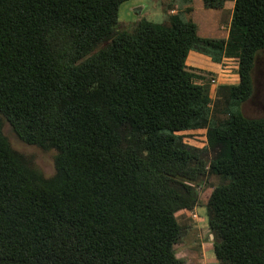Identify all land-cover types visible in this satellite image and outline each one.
Returning <instances> with one entry per match:
<instances>
[{"label":"trees","instance_id":"trees-1","mask_svg":"<svg viewBox=\"0 0 264 264\" xmlns=\"http://www.w3.org/2000/svg\"><path fill=\"white\" fill-rule=\"evenodd\" d=\"M123 1L0 0V114L22 141L57 151L46 181L0 127V264H185L175 213L196 206L206 159L223 178L206 202L216 258L264 264V116L231 108L214 121L185 63L191 50L235 58L230 102L250 97L264 0H233L226 38L179 13L118 31ZM199 128L206 146L183 141Z\"/></svg>","mask_w":264,"mask_h":264},{"label":"rangeland","instance_id":"rangeland-1","mask_svg":"<svg viewBox=\"0 0 264 264\" xmlns=\"http://www.w3.org/2000/svg\"><path fill=\"white\" fill-rule=\"evenodd\" d=\"M230 3H233V5L231 6ZM226 5L227 8L223 10V12H218L215 16L217 17V20L215 19V21H218L217 27L220 32L226 31L230 24V10L228 9L230 8L233 10L234 1L230 0L226 2ZM199 7L200 5L197 0L189 3L183 2L182 0H125L121 2L118 7L117 30L131 31L135 28L136 24L143 19L152 22H167L170 16L178 11L184 18L190 19L187 15H192L193 18L196 17L198 19L199 16L197 15V12ZM201 18L202 17L199 19L201 20ZM203 18V25L208 24L207 17ZM210 19L212 20L210 22L212 28H215L217 23L213 20L214 16H210ZM204 27H207V25ZM191 54L193 55V53ZM193 56L194 57L187 55L185 63L189 70L202 77L198 82L203 83L208 87L209 96L207 107L210 111V117L214 121L226 119L231 108H238L246 117L264 116V50L258 52L252 66V94L246 100L238 104L230 102L226 88V86L236 84L239 81L237 60L235 58L225 57L218 62L217 67L214 69L207 63L206 65L203 64L197 57H195V55ZM200 64L203 66L200 67ZM213 78L215 79V82L211 81ZM0 127L10 148L21 157L27 166L39 173L42 179L46 181L55 177L57 173L56 149L51 146H39L22 141L12 129L10 123L1 114ZM179 133L182 135L183 141L189 145L195 147L206 146L205 128L185 130ZM203 172V175L193 182L198 195V200L196 206L192 209L197 208L198 212H202V214L206 216L207 198L212 189L223 181V178L209 170L208 159L205 160ZM176 213L175 217L177 222H179V220L181 221V216ZM182 214L186 218H190L187 211H184ZM182 236L183 235L180 236L178 242L181 241ZM178 247L179 244L177 243L176 249H178Z\"/></svg>","mask_w":264,"mask_h":264},{"label":"crops","instance_id":"crops-1","mask_svg":"<svg viewBox=\"0 0 264 264\" xmlns=\"http://www.w3.org/2000/svg\"><path fill=\"white\" fill-rule=\"evenodd\" d=\"M192 1L195 0H188L187 2L189 3ZM197 2L200 5L197 15L199 16V18L202 17L201 20L199 18L197 19L196 17L193 18L192 15H187V17H190V19L195 22L198 34L202 37L226 38L228 36L229 26L226 31L220 32L217 27L218 21H215V19L217 20V17L215 16L218 14V12H223V10L227 8L226 2L221 9L205 8L202 4V0H197ZM232 5L233 3L231 4V6ZM228 10H230L231 19L233 10L230 8ZM176 13H179V11ZM178 15L180 16L181 14L179 13ZM181 16L183 17V15ZM210 16H214L213 20L217 23L215 28H212L210 24V22L212 21L210 19ZM203 17H207L208 19V24H205L207 25V27H204L205 25H203ZM191 53H193V55H195V57H197L198 60L203 64H209L211 68L215 69L218 65L217 62H213L210 57L202 53L191 50L189 51L188 56L194 57ZM199 66L202 67L203 65L200 64ZM184 211H187L189 213L190 218H186L185 216H183L182 213ZM176 214L181 216V221L179 220L178 223L181 226L183 235L181 241L177 242L179 244L178 249H176L177 243L175 244L176 255L179 258H182L185 261V264H222L218 261L214 253V236L212 231L208 227L206 216H204L202 212H198L197 208H194L192 210L181 209L177 211Z\"/></svg>","mask_w":264,"mask_h":264},{"label":"built area","instance_id":"built-area-1","mask_svg":"<svg viewBox=\"0 0 264 264\" xmlns=\"http://www.w3.org/2000/svg\"><path fill=\"white\" fill-rule=\"evenodd\" d=\"M211 81H212V82H215V79L213 78V79H211Z\"/></svg>","mask_w":264,"mask_h":264}]
</instances>
